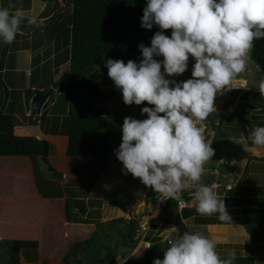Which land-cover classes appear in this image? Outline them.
<instances>
[{"label": "clouds", "instance_id": "1", "mask_svg": "<svg viewBox=\"0 0 264 264\" xmlns=\"http://www.w3.org/2000/svg\"><path fill=\"white\" fill-rule=\"evenodd\" d=\"M43 7L30 11L0 7V42L12 43L24 24L39 25ZM142 13L141 27L161 29L150 38V45L138 44L142 59L104 61L126 105L145 101L151 105L140 108L146 118L123 119L121 142L114 153L122 170L159 193L158 199H179L192 189L188 206L196 213L215 214L232 223L219 186L202 182L214 149L200 125L216 111L218 94L247 87L234 80L246 70L253 42L264 39V0H146ZM164 29H170V35ZM190 56L194 59L190 78H166L184 73ZM250 133L237 143L248 151L249 144L264 148V125ZM246 165L247 160L241 159L239 166ZM178 233L173 226L163 234L160 242L167 244L163 258H154L152 264H235V250L221 257L216 239L200 231ZM151 246L136 247L125 259Z\"/></svg>", "mask_w": 264, "mask_h": 264}, {"label": "rangeland", "instance_id": "2", "mask_svg": "<svg viewBox=\"0 0 264 264\" xmlns=\"http://www.w3.org/2000/svg\"><path fill=\"white\" fill-rule=\"evenodd\" d=\"M70 22L71 15L69 14V10H64L62 14H60V17L57 16L47 25L50 30L46 33H42L48 40L53 38V36H56V38L60 36L61 51H65L67 56L70 54V39L67 46L64 43L62 45V42L66 37V33L68 35V30H70ZM37 26L38 25H36V27ZM153 26L155 29H159L157 25ZM170 32L171 30L168 35H170ZM37 43L39 44L40 41H37ZM155 58L162 59V57ZM189 66L190 64H188V67ZM188 72H190V74H188ZM89 75L96 80L99 84V88L105 90L108 94L107 101L96 106L92 110L93 114L104 117L100 124L103 130L102 132H109L108 157L99 159L86 158L85 160L81 156H68L66 154L68 139L65 140L62 136H53L52 138H48V140L46 139L50 144L49 152L45 157L46 159L44 157H38L36 162H33L31 159H26V155H17L12 159L0 156V245L3 244L1 242L2 240H10L13 243H19V264H65V262L62 261V257L70 246L75 241L83 240L91 235L93 231L89 233L88 229L82 230L81 227L75 226V224H84L83 222L66 219L65 202L67 197L83 199L86 204L87 212L82 214L77 211L78 217L97 218L104 223L112 218H128V216H132L137 217L140 225V220L142 219L140 216H147L149 214L148 209H146L144 214H142V210L146 208V204L150 200L147 198L151 192L147 191L150 186H145L138 177H133L131 173L123 171L122 162L117 159L114 153V149H117L121 142V125L123 119L125 117L137 119L146 118L147 114L141 113L140 108L147 105V102H142L141 105H136L134 103L126 105L122 100V93L120 90L115 87L111 78L101 71L99 65L95 66V69L91 71ZM183 75L185 79L189 76L191 77V70L187 71L185 74L182 73L176 76V80H181ZM236 80L239 81L240 85H247V87L242 86L231 92V99L227 102V105H230L231 109L224 116L219 118V123H221L219 130L221 132H217V138L215 137L211 143V147L214 149V155L205 164V174L202 178V182L206 184H211V182L215 181L219 186L217 192L220 194L223 190H226L224 182L227 178L224 177L223 173L213 174L211 171L214 168L217 169L221 155L222 158L227 156L226 148H224V153L220 152L222 148L221 143L226 142L227 139L224 138V140H219L218 138L222 139L223 132L226 137L234 136V134H231L229 131V124L232 122L233 115H237V105L246 102V100L252 102V105L246 106L248 109L246 117H249L251 124H256V126L264 125V105L259 104V101L257 102L256 99H253L254 90H258L256 92H261L264 95V91H261V88L264 87V76L260 66L252 58L251 53L246 70L239 74ZM44 84L51 85L48 80L44 82ZM27 92L29 91H26V93ZM60 92V94L64 92L62 95L63 99H59L56 109L58 112L63 111L62 113L64 115L62 118H64L66 116L64 104L65 102L67 104V99L65 90L60 89ZM11 105H16V103ZM260 105L261 108L258 109ZM147 106L151 107V105ZM50 109L51 107L49 106L42 111L41 115L47 117ZM53 113H55V111ZM21 114L24 116L26 115L25 117L29 121L34 120L36 117L35 110L32 111V109H27L26 113L23 111ZM12 116L14 119L16 118L14 115ZM40 125L42 131H48L45 122L40 123ZM253 128L254 126H252V130ZM13 133L16 135H33L43 138L39 136L35 130L30 131L25 129V127H21L19 132V129L14 126ZM250 134L251 133L248 131L247 136H250ZM238 136L245 137L246 135L241 132ZM234 139L237 140V138ZM260 150L249 152V155H252L253 159L262 160L263 163L256 162L259 167H255V169L258 170L255 174H250V171H252L251 168L249 169L248 167L246 169V175L248 177L250 176L249 180L245 181L246 185L240 186L241 183H245L238 181L236 177L232 180V178L228 176L229 180L231 179L230 181L232 182L227 191H225V196L223 195L222 198L225 201L226 209L231 218L235 210H237V206L242 205V203L249 205H264V148ZM227 152L232 155L235 153V151L232 152L230 149H228ZM254 156H256V158ZM227 159L229 158L227 157ZM234 166L237 168L236 165ZM50 168L55 169V172L57 171L59 175L51 176ZM230 169H233V167ZM38 170L40 171L39 177L35 174V171L38 172ZM230 174L235 176L236 173L231 172ZM90 179L94 181L90 182ZM194 212H196L195 209L189 206L182 209L176 207L164 208L157 217L153 218L155 219L153 221L154 223H152L146 231L145 238H148L151 242V238L156 237L161 230L176 224L178 228L179 226L185 228V225L188 223L184 225L182 220ZM157 213H154V216ZM196 214L198 217H202L204 222L206 219L215 223L220 221L215 214L209 217L201 216L198 213ZM192 217L193 216H191V219L194 221V217ZM153 224L159 228L158 233L155 230L156 228L152 227ZM240 228H244L248 237L240 234L238 236L239 242L248 240V244L237 243V245H230V243H228L229 245L225 246L226 248L221 257L226 256L228 251L235 250L236 254L239 256L249 255L254 257V261L259 259V257L261 258L264 255H260L264 252V226L242 225ZM229 232H232V229H229ZM131 244L126 248H118L116 252V264H123L121 260H123L130 251L134 250ZM2 247H4V245ZM2 247H0L1 250H3ZM161 247L163 248V246ZM236 248L242 250H237ZM141 255L142 254H139L138 256L140 257ZM138 256L128 257L136 258Z\"/></svg>", "mask_w": 264, "mask_h": 264}, {"label": "trees", "instance_id": "3", "mask_svg": "<svg viewBox=\"0 0 264 264\" xmlns=\"http://www.w3.org/2000/svg\"><path fill=\"white\" fill-rule=\"evenodd\" d=\"M69 3L72 5L71 22L65 41L68 43L70 39L68 65L70 74L60 86L65 90L67 99L63 132L68 136L66 154L72 157L81 156L85 160L86 158H106L109 155V132H102L100 123L104 117L93 114L92 110L107 101L108 94L99 88V84L89 73L99 65L101 71L107 75L104 61L108 58L121 59L124 62L132 59L138 62L141 59L138 44L142 42L146 46L150 45V38L161 29H155L153 26L129 48L133 40L144 30L141 27L140 17L146 0H69ZM163 31L168 35L170 29ZM253 45L252 58L260 66L264 76V39L255 40ZM49 81L52 82V78H49ZM39 91L34 89L29 90L28 93L32 95ZM260 96L263 97L261 92L254 91L253 99L259 101ZM249 105L248 102L239 103L236 107L237 115H233L232 122L229 124L233 128L241 129L237 120H242V124L246 125L247 134L249 129L250 132L252 130L250 119L245 116L246 106ZM34 121L31 120V123H35ZM220 125L219 121L217 124L212 122L215 132H218ZM14 126V117L0 109V155H27L33 162H36L38 157L47 156L50 144L45 138L16 135L13 133ZM50 169L51 176L59 175L55 169ZM35 174L39 177L40 171H35ZM150 194L147 196L148 199L151 198ZM175 205L176 201L173 199L167 202V208H174ZM65 211L67 220L93 223L95 226L90 236L75 241L70 246L62 257L65 264H116L118 248L129 246L138 233L137 217H116L105 223L97 218L78 217L77 211L82 214L87 212L86 204L80 198L67 197ZM191 215H194V221L197 223L203 220L202 217L197 216L196 212ZM232 222L245 226H264V205L242 203L235 210ZM152 227L157 228L155 224ZM158 231L157 229V233ZM161 239L162 236L158 235L152 237L150 242L152 246L147 248L140 259L128 257L123 264H150L154 258L162 259L164 249L161 247ZM1 242L3 244L0 247L3 245L4 247H2L3 250L0 249V264H19L20 244L10 240ZM226 245L229 244L217 243V251L220 253L221 248ZM235 264L263 263H255L254 257L249 255H237Z\"/></svg>", "mask_w": 264, "mask_h": 264}, {"label": "crops", "instance_id": "4", "mask_svg": "<svg viewBox=\"0 0 264 264\" xmlns=\"http://www.w3.org/2000/svg\"><path fill=\"white\" fill-rule=\"evenodd\" d=\"M41 4H44L43 10L40 11L39 14V19L41 22L45 21L47 18H49L54 12L55 9L58 5H61V11L58 14V17H60V14L65 10H69V14L71 11V3H69V0H0V7H8L10 10H15L16 8H23L26 11H30L33 8H39ZM22 26H30L28 24H24ZM33 26V25H32ZM49 27L45 26L43 28H37L34 26L33 29L29 30L28 32L24 33L19 31L16 39L10 43V44H5L0 42V109L3 112L10 113L11 115H14L16 118L15 120V128L19 129L21 127H25V129H28L30 131L35 130L36 133H38L39 136L45 138L48 140V138H52L53 136H62L64 137L63 139H68V136L64 134L63 132L65 131V117H63V111L58 112L56 109V105L59 101V99H63L62 94H60V89H63L62 87L60 88L59 85L58 87L54 88L53 91L50 93V95L47 97V99L44 101V103L41 106L39 114H36V117L34 118L35 123H30L24 115L21 113L24 111L26 113L27 109L32 111L35 110L33 108L34 106L31 104V97L28 92L26 91L29 90H34L38 89L40 90L39 92H44L47 90L48 87L51 85H45L44 82H48L52 84L54 81L58 80L62 76H64L66 70L69 68V56H67V53L61 51V38L58 36H53L50 40H48L46 37L42 35V33H46L49 31ZM67 32V31H66ZM69 33V32H68ZM67 38V33L66 37L64 38L63 43L67 46V43L65 42ZM37 41L40 43L38 44ZM193 60V61H192ZM194 63V59L192 57H189L188 64L190 66L186 69L184 74L192 69V65ZM190 74V72H188ZM49 78H52V82L49 81ZM170 79H175L176 77H167ZM190 78V76L188 77ZM185 80L184 75L181 77V80H176V81H182ZM251 90V89H249ZM258 91V90H254ZM15 101V102H13ZM258 101V99H257ZM259 104L264 105V95L263 97H259ZM250 105H252V102H249L246 100ZM13 103H16V105H11ZM262 105V106H263ZM51 107L50 112L47 117L42 116V111H44L46 108ZM65 109L64 111H67V104L65 102L64 104ZM28 107V108H27ZM254 108V107H252ZM258 108V107H257ZM261 108V105L258 109ZM54 109V110H53ZM55 111V113H53ZM247 107H246V112L245 116H247ZM20 112V113H19ZM36 113V112H35ZM66 114V113H65ZM20 115V117H19ZM47 115V114H46ZM144 119V118H143ZM45 122L48 131H42L41 130V125L40 123ZM251 122V121H250ZM216 124V123H215ZM252 126H256V124H251ZM220 129V127H219ZM231 134H234V136L231 137H226L224 132L222 134V139L218 138L219 140H224V138L227 139L226 142L221 143V153H224V148H226V153L227 156L222 158V155L219 159V163H224L227 165V170L226 171H220L218 169H213L211 172L213 174H219L223 173L224 177L227 178V180L224 182L225 184V189L221 192V195L225 196V191H227L228 187L231 185V182L229 178H237L238 181L244 182L248 181L250 176L248 177L246 175V169L249 167L251 168L252 171H250V174L257 173V169L255 167H259L256 162L263 163L262 160L258 159H253L252 155H249V152H253L255 150H260L262 148H258L254 145L249 144L250 151L245 150L244 147H242L239 143L242 139L245 137L238 136L239 133L242 132L241 129H235L232 126H230L229 129ZM241 131V132H240ZM218 132H221L218 130ZM210 133H213L212 136V142L213 139L216 137L218 133L215 132L214 127L211 124V131ZM216 133V134H215ZM243 133V132H242ZM244 134V133H243ZM245 135V134H244ZM67 136V137H66ZM237 138L235 140L234 138ZM240 138V139H239ZM211 142V143H212ZM230 149L235 151L234 155L230 154L227 152V150ZM262 151V150H260ZM237 154V155H235ZM0 156H5L9 159H12L14 156L17 155H0ZM21 156V155H19ZM227 157L229 159H227ZM256 158V156H254ZM26 159H30L27 155L25 156ZM223 160H222V159ZM241 159H246L247 160V165L244 167H240V160ZM236 165L237 168L234 166ZM233 167V169H230ZM254 167V168H253ZM220 171V172H219ZM236 173L235 176L231 175L230 173ZM230 174V175H228ZM229 176V178H228ZM215 184H217L215 181H213ZM212 184V182H211ZM218 185V184H217ZM220 185V182H219ZM246 185L241 183L240 186ZM256 186V185H255ZM150 188H148V192H150ZM232 188V187H231ZM220 194V193H219ZM238 208L240 205L237 206ZM191 216L194 217V215H188L185 217V219L182 220V222L187 224L185 225L184 231H200L203 234L210 236L211 238H214L217 240L218 243H241V244H248V240L239 242L238 236L241 235H246V232L244 228H240L242 224L240 223H226L223 221L219 222H213L209 219L199 221L198 223L193 221L191 219ZM192 217V218H193ZM76 227H81L82 230H89V233H91L94 230V224L93 223H84V224H75ZM176 228H178V225H174ZM240 226V227H239ZM173 226L169 228H165L159 232L158 235L163 237V234L169 232ZM179 226V230H180ZM158 227L155 229L157 232ZM229 229H232V232H229ZM248 237V235H246ZM250 239V236H249ZM149 239H146L143 237L140 240H136L132 242L131 246L132 249L136 247H139L141 245H149ZM167 247V244H163V249ZM226 247L221 248L220 255H223V251ZM131 249V250H132ZM237 250H242L239 248H236ZM147 248H141L140 249V254H142L140 257H136L140 259ZM261 253L260 255H263ZM126 258V257H125ZM123 258V259H125ZM260 258V257H259ZM257 260V259H256ZM255 260V261H256ZM122 263L124 260H121ZM151 264V263H150Z\"/></svg>", "mask_w": 264, "mask_h": 264}, {"label": "built area", "instance_id": "5", "mask_svg": "<svg viewBox=\"0 0 264 264\" xmlns=\"http://www.w3.org/2000/svg\"><path fill=\"white\" fill-rule=\"evenodd\" d=\"M234 84L240 85L239 81H237L236 79L234 80ZM239 88H241V87L232 88V89H230L228 91H224L222 94H218L216 96V98L214 100V103L216 106V111L214 113H211L210 116L206 120H204L200 125L204 129L203 134H204V137L206 140H208V141L211 140V142H212L213 133H210L211 124H212V122L217 124L219 121V118L224 116L228 111H230L231 106L227 105V102L229 99H231L232 90L239 89ZM212 183H214V182H212ZM150 191L152 192L151 198H150L149 202L146 204V208H144L142 210V214H144L146 212V209H148L149 214L147 216H145V215L140 216L142 219L140 220L138 233L134 237L135 240H140L146 235V231L149 229L151 224L154 223L153 221L155 219H153V218L157 217L159 215V213L164 208L167 207V202L169 201V199H166V200L158 199L160 194L155 193L152 188ZM191 199H192L191 189H189V190L183 191L181 193L179 199H173V200L176 201L175 207L178 209H182V208L187 207L189 205V203L191 202ZM155 209L158 210V213H157V215L154 216L153 212L155 211ZM128 218H130V216H128Z\"/></svg>", "mask_w": 264, "mask_h": 264}, {"label": "water", "instance_id": "6", "mask_svg": "<svg viewBox=\"0 0 264 264\" xmlns=\"http://www.w3.org/2000/svg\"><path fill=\"white\" fill-rule=\"evenodd\" d=\"M61 7H62L61 5H58L57 8H56V10H55V12L45 22H42L41 24H39L37 26V28L45 27L49 23H51L58 16V14H59V12L61 10ZM33 28H34V26H32V25H30V26H22L20 28V31L26 33L29 30L33 29ZM147 31H148V29H145L144 28L142 34L140 36L136 37L133 40V42L130 44L129 48L132 45H134L138 40H140L146 34ZM69 74H70V70L67 69L66 72H65V74H64V76L62 78L54 81L51 84V86L47 88L46 91H44V92H37V93H34L32 95V97H31V104L34 106L36 114H39L42 104L47 99V97L50 95V93L53 91V89L56 88V87H58L59 85H61L64 81H66L68 79V77H69ZM237 121H238V123L241 126L242 132L244 134H247V128H246V126L244 124H242V120L238 119ZM227 168H228L227 165H225L224 163H220L218 165V169L220 171H226ZM183 232H184V228L181 229V230H179V233L178 234H183ZM163 244L164 243H162L161 246H163ZM255 262L256 263H264V255L261 258L257 259Z\"/></svg>", "mask_w": 264, "mask_h": 264}, {"label": "bare ground", "instance_id": "7", "mask_svg": "<svg viewBox=\"0 0 264 264\" xmlns=\"http://www.w3.org/2000/svg\"><path fill=\"white\" fill-rule=\"evenodd\" d=\"M242 130V129H241ZM158 212V210L157 209H155V211H154V213H157ZM155 215H157V214H155Z\"/></svg>", "mask_w": 264, "mask_h": 264}]
</instances>
